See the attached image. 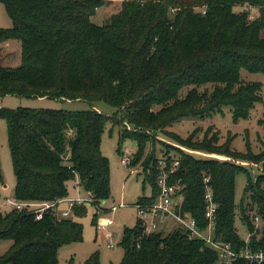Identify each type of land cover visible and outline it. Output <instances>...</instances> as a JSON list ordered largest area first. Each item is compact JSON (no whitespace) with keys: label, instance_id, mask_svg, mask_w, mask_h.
Listing matches in <instances>:
<instances>
[{"label":"trees","instance_id":"trees-1","mask_svg":"<svg viewBox=\"0 0 264 264\" xmlns=\"http://www.w3.org/2000/svg\"><path fill=\"white\" fill-rule=\"evenodd\" d=\"M0 1L12 20L11 27H0V41L16 39L21 46L18 66L0 61V98L15 94L90 104L84 110L0 105L15 176L14 199L58 201L68 196V182L74 180L93 193L95 203L108 198L110 166L101 136L106 123L118 124L121 114L134 127L120 129V142L136 141L129 164L143 168V179L152 187L150 199L157 192L160 159L167 169L177 161L170 173V181L181 186L176 210L205 228L207 183L217 203L215 237L237 252L264 253V148L258 153L236 151L230 140L219 144L217 133L209 136L208 127L200 139L193 133L176 136L184 146L207 155L179 150L178 156L169 151L157 157L153 147L145 152L153 143L145 130L205 117L224 106L235 120L246 118L256 103L264 102V84L242 78V70L264 74V0H123L102 25L91 18L106 0ZM245 6L257 8L258 15L251 18ZM99 100L114 112L98 110L94 102ZM245 162L259 165L262 172L255 182L248 178L238 204L250 234L246 239L234 224L235 177L246 172ZM86 213L87 205L72 206L69 217L52 210L39 219L25 209L0 213V241H11L0 264H59V248L83 240V225L75 218ZM256 216L260 225L255 230ZM119 244L124 249L119 264L221 261L215 249L179 225L145 235L138 220L132 228L124 227ZM83 264H101L99 252ZM229 264H264V258H238Z\"/></svg>","mask_w":264,"mask_h":264},{"label":"rangeland","instance_id":"rangeland-1","mask_svg":"<svg viewBox=\"0 0 264 264\" xmlns=\"http://www.w3.org/2000/svg\"><path fill=\"white\" fill-rule=\"evenodd\" d=\"M122 1L110 0L107 2L106 0L104 5L96 9L91 18L92 22L97 25L107 23L110 16L120 10ZM243 8L249 11L251 18L258 15L257 8L248 6ZM243 8L236 7L235 9L241 10ZM11 26L12 20L4 4L0 1V27ZM20 60L21 46L18 40L0 41V61L3 65L16 67L20 64ZM242 78L246 81H259L264 84V74L261 73L242 70ZM0 105L7 108L27 106L68 110H84L90 107V104L85 100L61 101L46 97H28L15 94H8L0 98ZM94 105L98 110L108 115L115 110L111 105L101 100L95 101ZM116 119L118 121L116 125L110 121L106 123L101 136V151L109 159L110 196L96 203L97 206L87 205L86 215L75 218L83 225V240L61 246L58 251L59 264H71L70 261L72 264H83L84 260L94 251L99 252L101 264H119L124 253L123 247L119 244L124 227L132 228L138 221L135 203L139 198L149 196L152 193L151 184L143 179V168L140 164L132 166L129 164L130 162L124 163L122 161L125 156L129 157V161L132 159L137 150V145L136 141L131 138H125L120 142V129L126 127L132 130L134 125L123 120L121 114H117ZM208 127L211 128L209 136L214 133L218 134L219 144L230 140L231 148L236 151L247 152L250 150L253 153H258L264 148V102L256 103L246 118L235 120L230 107L224 106L222 111H216L205 117H185L161 130H145L153 141L146 146L145 152L150 151L153 147L157 157L169 151L178 156L179 150L194 155H207L184 146L182 142L176 139V136L185 138L193 133L194 139L197 137L200 139ZM119 146L121 152L118 151ZM212 156L220 159L226 158L218 154ZM245 163L247 165L246 172L241 171L235 177L236 215L234 221L238 234L244 239L248 238L250 234L247 226L240 219L238 204L248 178L255 182L258 175L262 173L259 165L251 162ZM0 167L3 176V179L0 178V213H5L10 209L5 200L13 195L15 176L8 147L6 123L2 118H0ZM76 185L75 180L68 182L69 196L75 197L78 194L85 196V191L81 187H78L77 190L80 189V191H77ZM262 186L264 188V184ZM113 205L117 206L116 210L111 209ZM58 208L60 211L68 210L69 204L62 202ZM256 222L255 230L260 225L259 220ZM109 235H112V247L109 246ZM10 244L11 241L9 240L0 241V254ZM220 264L229 263L220 261Z\"/></svg>","mask_w":264,"mask_h":264},{"label":"built area","instance_id":"built-area-1","mask_svg":"<svg viewBox=\"0 0 264 264\" xmlns=\"http://www.w3.org/2000/svg\"><path fill=\"white\" fill-rule=\"evenodd\" d=\"M122 161L124 163H129V157L125 156ZM176 164L177 161H174L170 169H167L165 161L160 159L159 172L156 176V195L150 199L152 197L151 193L147 196L148 200L135 203L138 220L142 226V233L148 235L155 231H163L170 222L172 225L171 229L173 226L179 225L183 227L191 237L201 239L207 245L215 249L222 262L231 263L238 258H244L248 261L262 260L264 258V253L262 251L250 252L249 249H244L237 252L230 247L229 243L215 237L214 230L217 219V203L214 201L212 190L207 183L205 191V217L208 222L205 228L199 227L197 221L193 217L176 210V206L180 205L182 201L179 181H170V173L175 169ZM204 181L207 182L208 178H205ZM62 202H67L69 204L68 210H59V204ZM5 203L10 206V209H25L27 212H32L37 219L41 218L43 212L46 210H52L54 214L62 217H68L71 215V207L74 205H98L94 202L93 193L89 190L85 191V196H81V194L75 197L66 196L54 202H25L16 200L12 197L6 199ZM116 208V205L111 207L112 210H116ZM255 220L258 221L257 216ZM171 229H168V232ZM108 241L109 246L112 247V235L108 236Z\"/></svg>","mask_w":264,"mask_h":264},{"label":"crops","instance_id":"crops-1","mask_svg":"<svg viewBox=\"0 0 264 264\" xmlns=\"http://www.w3.org/2000/svg\"><path fill=\"white\" fill-rule=\"evenodd\" d=\"M75 182H77V181H75ZM68 187H69V186H68ZM78 187H79V186H78V184H77V185H76V190L78 189ZM68 191H69V188H68ZM77 191H80V189L77 190ZM68 196H69V194H68ZM11 198H12V197H11ZM171 226H172L171 224H168L167 228L163 229V231L166 230L165 232H168L167 230L170 229Z\"/></svg>","mask_w":264,"mask_h":264},{"label":"bare ground","instance_id":"bare-ground-1","mask_svg":"<svg viewBox=\"0 0 264 264\" xmlns=\"http://www.w3.org/2000/svg\"><path fill=\"white\" fill-rule=\"evenodd\" d=\"M220 157V156H219Z\"/></svg>","mask_w":264,"mask_h":264}]
</instances>
